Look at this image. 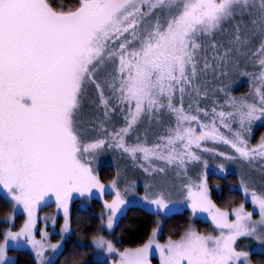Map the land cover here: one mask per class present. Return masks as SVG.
<instances>
[{
	"label": "snow or ice",
	"instance_id": "6c2138e0",
	"mask_svg": "<svg viewBox=\"0 0 264 264\" xmlns=\"http://www.w3.org/2000/svg\"><path fill=\"white\" fill-rule=\"evenodd\" d=\"M218 33H227L228 38L217 41ZM241 57L259 65L258 73L240 72L251 77L252 93L259 99H238L224 85L218 90L225 93V104L232 110L213 107L211 121L201 123L199 133L194 127H185L186 122H199L183 105L187 90L201 94L195 84L199 74L211 70L227 77L229 65L239 67ZM109 66L111 70L106 71ZM89 86L96 94L92 103L103 110V118L93 117L88 121L92 127L86 129L81 109ZM262 87L264 0H79L78 6L67 10L63 5L54 7L51 0H0V185L28 213L19 232L4 235L0 264L7 259L9 240L22 236L28 238L43 264L46 245L32 235L36 207L49 194L55 195L57 206L64 209L63 231H68L71 194L84 195L93 188L104 192L88 157L105 147L127 154L134 162H150L148 167L139 164L149 174L166 171L153 166V159L178 167L200 160L193 146L200 148L206 140L230 145L244 161L264 159V136L250 146L244 135L264 119ZM177 91L180 102L174 105ZM117 107L125 113L124 125L110 129L111 114ZM164 108L176 118V127L169 128L168 135L151 146L139 139L127 142L126 137L144 116ZM197 111L208 115L204 109ZM217 120L226 129H231L226 121H236L240 130L229 139ZM88 131L97 136L89 139ZM241 183L243 193L258 207L259 219H253V212L245 211L242 203L233 209L235 220H229V212L212 203L206 182L196 185V191L189 185L193 213L207 212L220 234L189 230L178 241L157 244L161 264H251L249 252L239 251L235 245L240 237H252L264 245V192ZM111 186L116 187L115 180ZM143 199L158 209L169 204L162 194ZM126 204L119 191L105 204L110 210L108 228ZM94 243L109 253L116 251L102 237ZM152 244L149 240L143 247L121 252L119 264H149Z\"/></svg>",
	"mask_w": 264,
	"mask_h": 264
},
{
	"label": "rangeland",
	"instance_id": "374dc122",
	"mask_svg": "<svg viewBox=\"0 0 264 264\" xmlns=\"http://www.w3.org/2000/svg\"><path fill=\"white\" fill-rule=\"evenodd\" d=\"M225 25V28H228ZM228 38L227 33H218L215 37L217 41H225ZM207 55L211 57V51L209 50ZM202 67V62H201ZM109 66L106 71H110ZM229 75L227 77L219 76L209 70L206 74L201 72L195 81V84L200 88V95H197L191 89L187 90L184 94L183 105L186 111H190L192 115L199 117V122H192L191 124L185 123V127H194L199 133L201 131V123H209L212 119L211 110L213 107L217 111H231V107L225 104L226 95L224 92L218 89L224 85H228V92L238 98H247L249 102L254 99L258 100L259 97H255L252 93L253 84L251 77L240 75L241 71H247L249 73H258L259 65L253 66L252 61L247 57L240 58L239 67L229 65ZM101 79H103V72H101ZM248 87L249 91L244 92V89ZM264 91V87L261 88ZM238 92V93H237ZM206 93V94H205ZM107 94V93H106ZM95 91L92 86H89L86 93V98L83 101V107L81 109V120L83 128H90L92 125L88 123L93 117L102 116V109L97 110L92 101L95 99ZM180 102V93L177 91L173 98L174 105H178ZM114 103V101H113ZM191 104V109H189ZM197 108L204 109L205 112H198ZM124 112L120 111L117 107L116 112L111 114V123L108 125L110 129L119 128L124 125ZM231 124V129H226L220 125L217 120V126L220 131L229 139L232 138V133L240 130L239 124L236 121H226ZM176 127L175 115L169 112L167 108L162 109L159 113L149 116H144L141 121L136 125L133 131L126 137L127 142L136 143L139 139L151 146L154 143H159L160 136L168 135L169 128ZM86 136L91 139L97 136L94 131H88ZM245 138L248 139L250 146H255L260 142V138L264 136V119L255 122L252 125L250 133H245ZM214 149V151H204V149ZM193 151L201 157L198 161H187L184 167H178L177 165H166L165 162L153 159L151 164L155 167H165L166 171L163 174L160 173H145L139 164L143 163L145 167L149 166L148 161L138 160L134 162L130 156L124 154L116 149H109L107 147L99 150L95 153L94 157L89 156L91 160L90 167L93 169L94 174L99 178L101 184H103L104 192L101 193L99 189L93 188L90 193L85 192L84 195H80L78 192H73L68 199V231H63L65 224L64 209L57 206L56 197L53 194H49L44 200L36 207L35 210V226L32 229V235L35 240L42 241L46 246L44 249V261L43 264H52L59 256L64 248L65 241L71 236L70 227V211L71 206L75 201H78L79 206L82 209H86L90 206V202L93 199L99 200L102 204V212L100 214L99 229L105 232H112L117 225L119 219L125 214L126 210L130 206H139L143 209L156 213L160 217V222L174 214L183 211H188L190 215L204 222H208L214 227L211 216L207 212L197 211L193 213L190 207V200L188 198V186L191 185L193 191H196V185L200 184L203 180L206 182L209 197L210 184L209 176L224 178L228 175H233L237 179V184L233 186L234 189L240 191L244 197L245 211L253 212V219H259V209L256 205L252 204L250 195H245L242 190V181L250 188H254L258 193L264 192V159L258 158L254 161H244L240 159L235 150L230 145L224 144L220 141L206 140L201 142L200 148L193 146ZM225 153L224 156H220L219 153ZM228 156H235V159H228ZM205 161L207 162L205 164ZM103 167H109L114 170L113 179L102 181L100 179V170ZM116 181V187L112 188V181ZM119 191L122 197L127 201L123 211L119 212L113 221L111 228L107 227V217L110 214V210L105 207L106 203H111L116 198V192ZM0 193L4 194L11 202V212L6 217V228L4 235L8 231L19 232L28 219V213L24 210L23 205L16 204L12 199L10 193L0 185ZM162 194L166 201L169 202L168 207L165 209H158L156 205L149 204L144 201V197L147 196L149 200L155 199L157 195ZM212 201V199H211ZM215 205V203L212 201ZM241 205V204H240ZM240 205L233 207L229 212V220H235V213L233 209L239 208ZM246 205H250L249 209ZM219 208L217 205H215ZM220 209V208H219ZM224 210V209H221ZM227 211V210H224ZM18 215H23V222L21 226L14 230L13 224L15 218ZM217 228V227H216ZM220 230V229H219ZM226 231V230H225ZM47 233V235H45ZM217 234L211 236H218ZM203 235V234H201ZM205 235V234H204ZM103 238L107 242H111L106 237L99 235L87 242V245L91 248L89 254V260L95 262H102L105 264H119L120 253L125 250H132L136 248H128L119 250L112 243L115 248V252L109 253L105 248H97L94 240ZM160 228L157 226L150 234L149 240L153 241L152 247L148 252L149 264H161L160 250L157 248V244L166 245L170 240L178 241L177 239L167 238L164 241H160ZM1 243H4V237ZM145 243V244H146ZM58 245L56 249H52L48 245ZM81 245H85L84 242H80ZM144 244V245H145ZM144 245L140 246L143 247ZM137 247V248H140ZM235 247L239 251H247L251 255L254 253L264 254V245H261L257 240L252 237H240L237 239ZM9 250H25L31 253L35 259L36 264H40V261L36 258L35 249L28 242L26 236L20 237L17 241L9 240L6 248V261L4 264H15V256L9 253ZM251 264H254L251 260Z\"/></svg>",
	"mask_w": 264,
	"mask_h": 264
},
{
	"label": "trees",
	"instance_id": "16d2710c",
	"mask_svg": "<svg viewBox=\"0 0 264 264\" xmlns=\"http://www.w3.org/2000/svg\"><path fill=\"white\" fill-rule=\"evenodd\" d=\"M79 0H51L54 7L63 5L64 9L78 6ZM246 87L244 92H248ZM238 93V92H237ZM114 170L103 167L99 174L102 181L112 180ZM210 195L212 201L220 209L231 210L244 202V197L240 191L234 189L237 179L233 175L227 177L209 176ZM250 205H246L249 209ZM11 212V202L0 193V243L3 240L6 228V217ZM102 204L99 200L93 199L90 206L82 209L78 201L71 206L70 227L71 236L65 241L64 248L52 264H105L89 260L91 248L87 242L99 235L106 237L119 250L137 248L144 245L151 232L159 226L160 241L167 238L177 239L187 231L192 230L198 234H217L219 230L208 222L193 218L188 211L174 213L160 222L158 214L147 211L139 206H130L125 214L119 219L112 232H105L99 229L100 214ZM23 222V215L15 218L13 229H18ZM84 242L85 245H81ZM15 256V264H36L30 252L25 250H9ZM254 264H264V254L254 253L251 255Z\"/></svg>",
	"mask_w": 264,
	"mask_h": 264
}]
</instances>
